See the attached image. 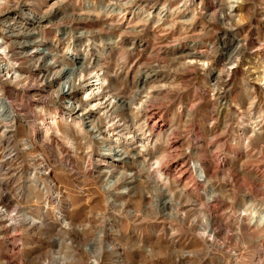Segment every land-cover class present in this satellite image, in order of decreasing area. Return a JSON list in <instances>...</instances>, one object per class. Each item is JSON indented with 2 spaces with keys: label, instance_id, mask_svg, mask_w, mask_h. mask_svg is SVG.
Returning <instances> with one entry per match:
<instances>
[{
  "label": "rangeland",
  "instance_id": "1",
  "mask_svg": "<svg viewBox=\"0 0 264 264\" xmlns=\"http://www.w3.org/2000/svg\"><path fill=\"white\" fill-rule=\"evenodd\" d=\"M6 62L0 264H264V0H0Z\"/></svg>",
  "mask_w": 264,
  "mask_h": 264
},
{
  "label": "bare ground",
  "instance_id": "2",
  "mask_svg": "<svg viewBox=\"0 0 264 264\" xmlns=\"http://www.w3.org/2000/svg\"><path fill=\"white\" fill-rule=\"evenodd\" d=\"M1 46H2L1 56L3 58H6L7 57V49L4 47L3 43ZM235 52H237V48H235ZM35 53L36 52L32 53V56L34 57V59H35V57H37V54H35ZM47 53L48 52L46 49H43L40 52V54H44V55ZM3 62H4V60H3ZM0 64H1L0 66L2 68L3 76L6 79H9L11 82H14V83L19 82L20 74L15 70V65L11 64L10 62H8V63L6 62L4 64L0 63ZM105 85H106V81L103 79V77H101V74H99L98 72H95L87 80H84V85L82 87L83 92H81L82 95L79 98H78V95H74L73 88H72L73 86L69 80L64 83L63 91L61 92V94L59 96H62L63 98H65L66 105L69 108H71L75 114H77V116H76L77 118H79V119L83 118V120H85L83 126H86V124H87L89 129L96 133L95 136L98 139H105L107 136V138L109 137L108 139H110V141L114 140L116 138L115 140H117L119 142L120 137H121V135H120L121 130L120 129L122 127L121 120H117L116 118H114L110 122L106 123L107 125L105 126V128L103 130L99 129L93 125V120L91 119L92 114L90 116L89 114L84 113L83 112L84 110H82V108H81L82 106H80V104H79V100L84 99V100L92 103L91 109L97 108V107H102L103 105H105V107L107 109L105 114H108L113 103H116L117 101H109L108 98H105V96L103 94ZM0 114L3 117H5V119H7L8 121H10L12 123L15 121L16 111L14 110L13 106L11 105L9 99L0 98ZM73 120H77V119H73ZM123 137H124L123 139L128 141V142H133L134 140H136L135 136H132L129 132L125 133ZM104 149L105 150L107 149L110 152L113 151L114 156H118V157L121 156V152H122L121 149L116 148V149L111 150V149H109V147L104 148Z\"/></svg>",
  "mask_w": 264,
  "mask_h": 264
}]
</instances>
